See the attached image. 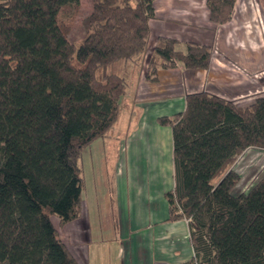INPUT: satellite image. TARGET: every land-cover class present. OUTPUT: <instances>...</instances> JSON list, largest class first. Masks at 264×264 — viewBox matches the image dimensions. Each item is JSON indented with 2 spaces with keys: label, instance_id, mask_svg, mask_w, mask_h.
<instances>
[{
  "label": "trees",
  "instance_id": "obj_1",
  "mask_svg": "<svg viewBox=\"0 0 264 264\" xmlns=\"http://www.w3.org/2000/svg\"><path fill=\"white\" fill-rule=\"evenodd\" d=\"M82 37L70 41L82 0H0V264H77L54 227L80 216L82 150L119 120L128 80L119 65L146 55L147 81L181 63L207 70L213 48L160 37L149 50L153 0H88ZM235 0H207L212 22ZM158 122L173 132L170 219H190L194 257L183 264H264V174L236 194L233 169L264 150V96L246 108L208 92Z\"/></svg>",
  "mask_w": 264,
  "mask_h": 264
},
{
  "label": "crops",
  "instance_id": "obj_2",
  "mask_svg": "<svg viewBox=\"0 0 264 264\" xmlns=\"http://www.w3.org/2000/svg\"><path fill=\"white\" fill-rule=\"evenodd\" d=\"M153 1L155 17L149 22L151 34L147 54L160 37L175 39L179 51H185L190 42L210 46L214 50V60L209 69L186 70L177 63L174 68H161L156 82L145 78L146 55L137 62L119 65L117 71L127 77L128 90L119 120L113 126V135L120 143L117 144L119 154L116 163L121 168L152 170L161 165L160 172L167 176L168 187L172 190L175 185L173 132L170 126H162L158 119L184 112L189 94L208 92L226 99L207 90L212 83V70L237 68L254 71L260 67L255 64L260 63L261 56H264V0H235L231 20L224 24L212 22L207 0ZM240 64L248 65L243 68ZM257 151L263 150L248 148L234 164L233 169L240 174L241 181L253 168L250 156ZM128 152L135 154L128 155ZM259 178H251L240 192L248 191ZM121 186L122 189L125 187ZM115 195L118 215L115 229L121 233H139L140 241L138 244L129 241L116 247L111 244L113 242L96 240V229L92 228L88 213L81 206L80 216L63 227L62 233L68 240L58 230L60 220L56 224L52 222L77 264H183L193 258L189 227L184 219H170L166 196V205L158 213L147 207L146 197L137 199L140 193L136 190L132 193L124 190ZM69 239L74 242V248L69 246ZM184 240L189 243H184Z\"/></svg>",
  "mask_w": 264,
  "mask_h": 264
},
{
  "label": "rangeland",
  "instance_id": "obj_3",
  "mask_svg": "<svg viewBox=\"0 0 264 264\" xmlns=\"http://www.w3.org/2000/svg\"><path fill=\"white\" fill-rule=\"evenodd\" d=\"M89 7V1L82 0L79 14L74 22L70 23L71 30L68 34L70 41L78 42L81 39L82 30L80 19L86 14ZM262 57L264 58V56H261V59ZM261 59L260 63L255 64L260 65V67L254 71L247 69L246 71L244 69L238 70L237 68L231 71L212 70V83L207 86V90L222 95L226 100L234 102L238 108L249 107L257 98L264 96V59L263 63ZM213 60L214 55L212 62ZM233 61L237 62L238 60L235 61V59H233ZM247 65L248 64H240L243 68ZM114 70L118 71L119 66L116 69L113 67L109 68L111 72ZM113 133L114 130L112 127L107 137L93 141L81 152L79 159L81 176L83 178V205L81 206L82 209L86 210V213H88L90 223L93 226L92 228L96 229V240L98 238L104 239L106 240L105 243L110 241L113 242L111 243L112 245L114 244L116 247H119L120 244L124 245L129 241L138 244L140 236L139 233L135 234V232H132L127 234L118 232L115 229L118 219L117 209L115 207V197L117 194L115 195V193L119 194L120 191L122 193L124 190L132 193L136 190L140 193L137 199L146 197L147 200L145 203L147 207L153 208L159 213L163 209V205H166L165 196L166 193L171 190V187H168L170 185H168L167 176L160 172L161 168L159 166L161 165L155 166L157 168L153 170L139 167H118L116 163L119 154L117 151V144L120 143ZM130 154L135 153L128 152V155ZM251 155L253 156H250V160L253 158L251 163L254 162V166L250 168L249 173L240 181L235 191L236 194H239L241 189L245 188V186L250 183L249 181L251 178L256 176L261 177L264 174V150L251 153ZM252 171H254L253 175L251 174ZM121 185H125V187L122 189ZM123 217L124 216L121 218L123 219ZM58 220L59 218L57 216L52 217V222H54V224H56ZM184 221L188 225L190 231L189 219L184 218ZM65 225L66 224L58 225L60 233H62ZM100 228L103 229V232L100 231ZM63 238L68 240L66 235H63ZM184 243L189 242L184 240ZM69 246L71 248L75 247L74 242L72 243L70 239Z\"/></svg>",
  "mask_w": 264,
  "mask_h": 264
},
{
  "label": "built area",
  "instance_id": "obj_4",
  "mask_svg": "<svg viewBox=\"0 0 264 264\" xmlns=\"http://www.w3.org/2000/svg\"><path fill=\"white\" fill-rule=\"evenodd\" d=\"M189 221H190V219H189Z\"/></svg>",
  "mask_w": 264,
  "mask_h": 264
}]
</instances>
